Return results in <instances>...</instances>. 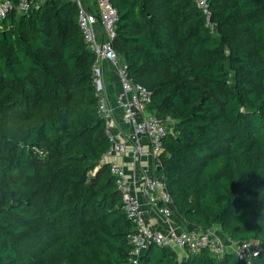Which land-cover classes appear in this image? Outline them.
I'll use <instances>...</instances> for the list:
<instances>
[{
    "label": "trees",
    "instance_id": "trees-1",
    "mask_svg": "<svg viewBox=\"0 0 264 264\" xmlns=\"http://www.w3.org/2000/svg\"><path fill=\"white\" fill-rule=\"evenodd\" d=\"M111 1L115 49L167 126L170 220L260 248L179 262L152 244L140 264H264V0H210L212 29L195 0ZM77 15L47 0L0 26V264H128L134 248Z\"/></svg>",
    "mask_w": 264,
    "mask_h": 264
},
{
    "label": "built area",
    "instance_id": "built-area-1",
    "mask_svg": "<svg viewBox=\"0 0 264 264\" xmlns=\"http://www.w3.org/2000/svg\"><path fill=\"white\" fill-rule=\"evenodd\" d=\"M47 0H0V26L9 18L11 13L26 16L36 11ZM77 8L78 24L87 49L95 54L94 81L99 93V115L106 123L107 135L110 140V149L106 158L127 156L128 144L132 146L134 164L141 168L145 156L150 155L153 160L151 173L144 172L138 178H128L124 167L118 160L110 161V172L115 177L117 189L122 195L123 207L128 219L135 225V232L129 236L133 245L128 264H140V257L152 245L172 248L176 253H185L187 259L190 255L209 249L215 257H222L231 252L244 262L251 259L260 251L258 245L251 243L236 244L224 243L220 232L208 230L204 232L186 231L170 220L173 200L167 188L165 179L157 178L155 169L162 166L163 142L167 137L166 124L149 112L152 104V94L145 87L135 84L128 75V67L121 60L115 49L117 38V24L119 15L111 0H71ZM197 7L206 17V27L212 29V13L210 0H195ZM110 64L118 75L121 89L115 102L122 114L120 130L128 129L124 135L125 142H120L112 133V124H116L114 110L105 95L106 70L102 64ZM109 68V65H108ZM110 68V69H111ZM109 70V69H108ZM149 144V153L146 154L143 139ZM142 170V168H141ZM144 171V170H143ZM140 195L166 221H170L168 230L162 232L145 222L144 213L140 204ZM178 226V227H177Z\"/></svg>",
    "mask_w": 264,
    "mask_h": 264
},
{
    "label": "crops",
    "instance_id": "crops-1",
    "mask_svg": "<svg viewBox=\"0 0 264 264\" xmlns=\"http://www.w3.org/2000/svg\"><path fill=\"white\" fill-rule=\"evenodd\" d=\"M109 65V68H108ZM106 65L105 63L102 64V68L106 70L107 77H105V95L107 97L108 102H110L112 109L114 110V117L116 120V124H112V133L115 134L117 139L124 143L125 142V137L124 135H127L128 129L124 128L120 130V126L122 125V114L121 112L117 109V105L115 102V99L120 92L121 85L120 81L118 78V75L116 74L115 71L111 68L110 64L108 63ZM111 68V69H110ZM109 69V70H108ZM143 144L145 147V152L146 154L149 153V144L148 140L146 138L143 139ZM132 146L128 144L127 147V156L124 157H111L110 159H107L105 157V162L110 163V161L113 160H118V162L124 167L125 172L127 173L128 178H138L144 175V172H149L151 173L153 170V160L150 155L145 156V159L142 161L141 168H137L134 164V158L132 154ZM144 170V171H143ZM140 204L142 206V210L144 213V219L145 222L154 227L155 229L159 231H166L169 228L170 221H166V219L162 218L157 211L152 208L147 202V199L143 196L140 195ZM178 227V226H177ZM177 257L179 259V262L184 261L187 257L185 256V253L179 252L177 254Z\"/></svg>",
    "mask_w": 264,
    "mask_h": 264
},
{
    "label": "rangeland",
    "instance_id": "rangeland-1",
    "mask_svg": "<svg viewBox=\"0 0 264 264\" xmlns=\"http://www.w3.org/2000/svg\"><path fill=\"white\" fill-rule=\"evenodd\" d=\"M224 241L226 242V241H227V239H225ZM228 242H229V240H228ZM185 260H187V258H186Z\"/></svg>",
    "mask_w": 264,
    "mask_h": 264
}]
</instances>
